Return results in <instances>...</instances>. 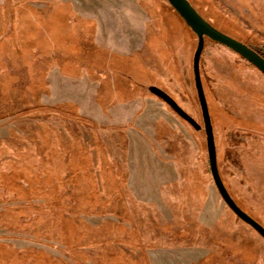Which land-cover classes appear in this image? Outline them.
<instances>
[{
  "label": "rangeland",
  "instance_id": "rangeland-1",
  "mask_svg": "<svg viewBox=\"0 0 264 264\" xmlns=\"http://www.w3.org/2000/svg\"><path fill=\"white\" fill-rule=\"evenodd\" d=\"M189 1L264 57V0ZM198 43L165 0H0V264H264L210 171ZM202 43L218 175L264 230V75Z\"/></svg>",
  "mask_w": 264,
  "mask_h": 264
},
{
  "label": "water",
  "instance_id": "water-1",
  "mask_svg": "<svg viewBox=\"0 0 264 264\" xmlns=\"http://www.w3.org/2000/svg\"><path fill=\"white\" fill-rule=\"evenodd\" d=\"M167 2L184 20L187 26L197 35L199 41L197 51L195 52V56H194L193 73H194V80H195L198 100H199L203 122L207 135L208 160H209V167L212 173L214 184L222 200L227 205V207H229L239 219H241L242 221L246 222L249 226H251L264 239V230L254 221L246 217L234 205L231 198L228 196V194L223 188L221 179L218 175V171L216 168V162L213 153L214 145L210 130L209 113H208V108L204 97L200 75L198 71V60L203 49V43H202L203 37H207L209 40L231 49L241 58L252 64L263 75H264V59L258 53L251 51L250 49L246 48L244 45L214 30L206 21H204L194 11V9L189 5V3L186 0H167Z\"/></svg>",
  "mask_w": 264,
  "mask_h": 264
},
{
  "label": "trees",
  "instance_id": "trees-1",
  "mask_svg": "<svg viewBox=\"0 0 264 264\" xmlns=\"http://www.w3.org/2000/svg\"><path fill=\"white\" fill-rule=\"evenodd\" d=\"M166 2H167V0H165ZM188 3H189V5L194 9L195 7H194V5L189 1V0H186ZM168 3V2H167ZM168 5L171 7V5L168 3ZM172 8V7H171ZM173 9V8H172ZM174 10V9H173ZM175 11V10H174ZM194 11L197 13V11L194 9ZM176 12V11H175ZM176 14L178 15V13L176 12ZM198 14V13H197ZM199 15V14H198ZM179 16V15H178ZM200 16V15H199ZM180 17V16H179ZM201 17V16H200ZM181 18V17H180ZM182 19V18H181ZM203 19V18H202ZM183 20V19H182ZM204 20V19H203ZM205 21V20H204ZM183 22H184V20H183ZM185 23V22H184ZM185 25L187 26V24L185 23ZM188 27V26H187ZM189 28V27H188ZM190 29V28H189ZM191 30V29H190ZM192 31V30H191ZM193 32V31H192ZM193 34L196 36V38H197V35L193 32ZM205 38H207V37H205ZM208 39V38H207ZM203 50V49H202ZM258 53V52H257ZM263 59H264V57H263V55H261L260 53H258ZM194 74V73H193ZM194 84H195V80H194ZM195 89H196V86H195ZM197 91V90H196ZM203 128H204V132H205V136H206V147H207V135H206V130H205V126H204V122H203ZM207 153H208V148H207ZM208 162H209V160H208Z\"/></svg>",
  "mask_w": 264,
  "mask_h": 264
}]
</instances>
